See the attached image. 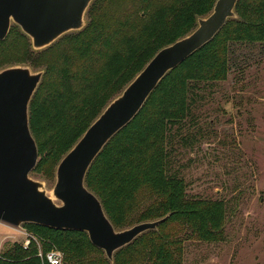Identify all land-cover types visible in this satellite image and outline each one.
<instances>
[{
  "label": "trees",
  "instance_id": "1",
  "mask_svg": "<svg viewBox=\"0 0 264 264\" xmlns=\"http://www.w3.org/2000/svg\"><path fill=\"white\" fill-rule=\"evenodd\" d=\"M215 2L93 0L86 25L37 50V56L29 37L13 24L0 41V69L44 67L29 108L39 148L32 173L59 162L153 56L194 30ZM235 12L210 42L167 73L136 117L92 163L86 185L117 229L167 216L157 229L116 251L113 261L97 258L99 264H184L185 234L224 240L225 202L189 196L186 180L174 168V153L200 140L196 109L206 95L199 93L228 78L234 47L264 45V0H238ZM145 188L155 199L141 207L139 195ZM23 227L32 236L29 245L13 242L0 252V264H50L38 255L40 248L44 253L59 250L66 262L79 264L90 263L92 251L105 254L84 231L33 223Z\"/></svg>",
  "mask_w": 264,
  "mask_h": 264
},
{
  "label": "water",
  "instance_id": "2",
  "mask_svg": "<svg viewBox=\"0 0 264 264\" xmlns=\"http://www.w3.org/2000/svg\"><path fill=\"white\" fill-rule=\"evenodd\" d=\"M93 0H0V41L13 24L44 49L63 35L81 30ZM238 0H216L190 33L161 48L123 91L113 98L62 157L52 194L31 176L39 148L30 127V102L44 70L28 65L0 69V222L12 227L26 223L84 231L92 244L114 260L116 251L143 233L155 230L167 216L117 229L100 198L86 185V175L108 142L139 113L168 72L210 42L236 16Z\"/></svg>",
  "mask_w": 264,
  "mask_h": 264
},
{
  "label": "rangeland",
  "instance_id": "3",
  "mask_svg": "<svg viewBox=\"0 0 264 264\" xmlns=\"http://www.w3.org/2000/svg\"><path fill=\"white\" fill-rule=\"evenodd\" d=\"M35 50L33 56L38 55ZM234 51L228 78L199 93L206 95L196 109L197 131L203 137L198 135L194 147H179L174 153V168L186 180L188 195L223 200L226 206L224 240L209 242L185 234L184 264H264V45H237ZM58 163L31 174L49 194ZM154 199L145 188L139 204L145 207ZM26 234L24 227L0 222V252L15 241L23 242ZM101 256L106 258L90 252L88 264H99Z\"/></svg>",
  "mask_w": 264,
  "mask_h": 264
},
{
  "label": "built area",
  "instance_id": "4",
  "mask_svg": "<svg viewBox=\"0 0 264 264\" xmlns=\"http://www.w3.org/2000/svg\"><path fill=\"white\" fill-rule=\"evenodd\" d=\"M26 235L27 236H26L25 240L23 241V243L25 246H28L32 236L29 233ZM0 244H1V240H0ZM38 255L42 258L45 257L46 260L50 264H63V262H64L63 253L59 250H56V249H53L51 251H48L47 253H44L43 250L40 248Z\"/></svg>",
  "mask_w": 264,
  "mask_h": 264
},
{
  "label": "crops",
  "instance_id": "5",
  "mask_svg": "<svg viewBox=\"0 0 264 264\" xmlns=\"http://www.w3.org/2000/svg\"><path fill=\"white\" fill-rule=\"evenodd\" d=\"M26 238V237H25Z\"/></svg>",
  "mask_w": 264,
  "mask_h": 264
}]
</instances>
